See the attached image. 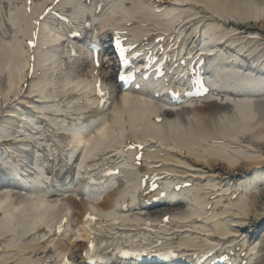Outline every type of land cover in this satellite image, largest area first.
Returning a JSON list of instances; mask_svg holds the SVG:
<instances>
[{
  "label": "bare ground",
  "instance_id": "6f19581e",
  "mask_svg": "<svg viewBox=\"0 0 264 264\" xmlns=\"http://www.w3.org/2000/svg\"><path fill=\"white\" fill-rule=\"evenodd\" d=\"M183 1L184 4L179 5L178 9L181 12L180 18H187V21L191 23H197L199 24L200 28H216L218 30H221L222 32L227 31V34L223 36V38L226 40L227 44L232 46H239L243 45L244 40H239L240 37H237L236 34L239 32L242 33L243 31H247L246 34L252 35L253 32L257 31L258 36L260 38H264V12L260 14L259 16H250L247 15L239 10L236 9L235 3L236 0H225L221 3L219 7H214L210 5L207 0H180ZM261 8L264 6V0H258ZM263 5V6H262ZM264 10V9H263ZM238 19L241 21H249L254 20L257 23H259L257 26H248L243 29H239L236 27H231L230 25H227V22L229 19ZM147 35L150 34V31H147ZM251 39V36H248V41L245 42L244 48L251 49L253 48L254 42L249 40ZM240 47V46H239ZM255 51V49H254ZM1 79V78H0ZM5 81L0 80V125L4 123L5 125H9L8 131H13L12 134L8 138H0L1 142H5L7 145L11 146L16 142L15 139L16 136L18 137L17 133L21 132L18 131V123L16 122H9L7 123L8 119L11 121V118L13 116L14 108L15 110H18L19 108H22L21 106L16 105V100L21 99L24 100V104H27L26 97L28 96L27 92L29 87L31 86H38V82L35 81V79L31 80V85L26 86L18 84V85H11L9 86V89L4 85ZM3 86V87H2ZM252 103V101H250ZM37 104V102L35 103ZM237 100H231L227 99L226 101H222L220 99L218 100H207L205 102H202V105L198 107L197 109H193L191 107H188V110L183 114L182 121L184 123V127L186 129L194 130V131H200V130H220L222 128H229V129H235L234 125L236 124L239 129H243L247 135H244L241 138H247L245 141V147L250 148L248 151L250 154L257 156L259 158V161L256 162L253 158V162L251 164H244L241 165L244 166V175L246 172L253 173L252 170L254 167L260 166L262 164V159L260 158L259 154L262 149H264V143H259L258 145L254 146V137H257L258 140L264 141V117H258L255 115L254 111L252 110V106H240L238 105L237 110L238 112L248 110L247 113H237L236 119L233 118L231 113L233 108L231 106H236ZM35 105L29 106L34 107ZM257 107L261 106V110L264 111V103L256 105ZM217 107L224 108L226 115L222 113H214V110ZM255 107V108H257ZM7 109V110H6ZM30 113L37 114L35 110H29ZM199 112H204L205 116H200ZM6 115V116H5ZM264 116V115H262ZM6 119V120H5ZM239 119L240 122L237 123L236 120ZM13 123V124H11ZM35 121H29L28 127L32 133L28 134V146L35 147L36 144H32L31 141H37L38 143H42L47 146L48 151L46 152V159L48 158H56V151L53 147V145H47L45 142V137H48V129L45 127V122L40 121L38 123V127L35 126ZM34 126L36 127V130H38L37 134H34ZM1 128V126H0ZM244 131L239 132L238 134H243ZM2 133L0 132V136ZM253 137V138H251ZM6 139V140H5ZM240 139V138H239ZM237 140V142L239 141ZM242 141V139H240ZM51 142V141H49ZM40 147L42 145L39 144ZM12 148V147H11ZM173 152L164 153L163 159L161 163H163V169L166 171H171L174 173H177L179 175H208L209 177H221L222 181L228 183L231 182L230 176L234 174L233 169L238 165V162H233L238 159L236 158H226L219 155L216 158L215 153H206L203 156H195L191 153L186 154V151L173 146L172 148ZM252 151H257L258 153H252ZM185 158V161H184ZM164 161H168L171 164H165ZM222 161H228L230 162L231 166H225L222 164ZM217 165H223L220 168H217ZM254 171V170H253ZM257 171V170H256ZM201 173V174H200ZM48 174V173H47ZM253 175H257L256 172L253 173ZM53 178H56V175L54 174V168H51V171L49 172V175ZM45 179L48 181L50 180L48 177H45ZM224 185V184H222ZM82 185L78 184L74 190L81 189ZM264 196V188L260 192H256L253 195L250 196L249 201L251 202L250 209H248L244 213H235L236 218L242 221L236 220L235 222L240 225V228H242L244 225L248 224V220L251 219V217H257V221H260L262 216L264 215V204H261V197ZM113 197V193L108 194V201H110ZM261 198V199H260ZM75 208L78 210L77 213L73 215L74 218H77L79 220L81 214L82 208L85 206L83 202L81 203H75ZM235 231L239 232L237 228ZM86 241V238L84 239ZM66 245L63 243V246H70L72 243L71 238L65 239ZM80 247V244L77 245L76 248ZM83 248V245H82ZM253 250V249H252ZM81 251V250H80ZM264 254V252H263ZM259 264V263H257Z\"/></svg>",
  "mask_w": 264,
  "mask_h": 264
},
{
  "label": "snow or ice",
  "instance_id": "6c2138e0",
  "mask_svg": "<svg viewBox=\"0 0 264 264\" xmlns=\"http://www.w3.org/2000/svg\"><path fill=\"white\" fill-rule=\"evenodd\" d=\"M31 2V0H29V3ZM117 47H119V41H117ZM120 51H121V55L123 54V49H120ZM124 63L126 64L127 63V61H124ZM97 64H98V62H97ZM121 79H124V77L123 76H121L120 77ZM98 88H99V86H97ZM101 96H103L104 95V93H99ZM89 219H91V217H89ZM65 264H67V262H65Z\"/></svg>",
  "mask_w": 264,
  "mask_h": 264
}]
</instances>
